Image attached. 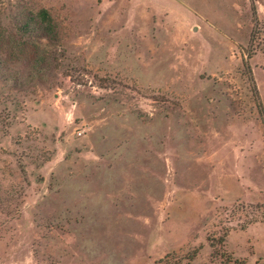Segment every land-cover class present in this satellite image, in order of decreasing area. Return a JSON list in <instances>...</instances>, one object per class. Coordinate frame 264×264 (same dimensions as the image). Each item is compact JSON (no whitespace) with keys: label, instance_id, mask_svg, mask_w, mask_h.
I'll return each instance as SVG.
<instances>
[{"label":"rangeland","instance_id":"obj_1","mask_svg":"<svg viewBox=\"0 0 264 264\" xmlns=\"http://www.w3.org/2000/svg\"><path fill=\"white\" fill-rule=\"evenodd\" d=\"M0 264H264V0H0Z\"/></svg>","mask_w":264,"mask_h":264},{"label":"trees","instance_id":"obj_2","mask_svg":"<svg viewBox=\"0 0 264 264\" xmlns=\"http://www.w3.org/2000/svg\"><path fill=\"white\" fill-rule=\"evenodd\" d=\"M227 235V234H226ZM226 235H225V237L221 240V243H224L225 242V238H226ZM211 247H212V245H211ZM196 252H194L193 253V255L191 256L192 258H194V257H196ZM230 263V262H229Z\"/></svg>","mask_w":264,"mask_h":264}]
</instances>
